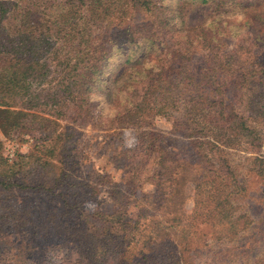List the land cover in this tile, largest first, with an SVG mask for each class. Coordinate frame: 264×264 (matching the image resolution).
Returning <instances> with one entry per match:
<instances>
[{"label":"trees","instance_id":"16d2710c","mask_svg":"<svg viewBox=\"0 0 264 264\" xmlns=\"http://www.w3.org/2000/svg\"><path fill=\"white\" fill-rule=\"evenodd\" d=\"M204 4L211 8L210 16L184 27L186 6ZM95 29L96 41L87 37ZM151 52L154 62L148 58ZM120 56L127 72L108 77L109 62ZM47 62L62 71L53 86L44 83ZM105 83V96L113 104L107 118L100 117L94 97L90 100L91 90ZM0 92L26 96L25 109L59 104L79 121L94 125L100 119L96 123L103 128L132 127L140 145L129 161L138 168L151 157L152 140L144 125L152 124L156 115L166 117L182 128L200 155V175L192 179L200 209L191 218L199 215L201 222L209 218L224 225L223 236L229 239L245 231L247 216L235 213L236 195L244 189L236 170L242 167L230 151L251 153L246 168L254 170L262 143L255 117L264 121V0H0ZM26 114L2 107L0 127H17ZM58 159L45 146L11 163L0 157V241L7 247L0 264H178L172 259L175 240H185L193 225L155 218L143 230L140 217L146 215L140 211L133 221L125 220L126 202L121 199L110 212L83 215L73 208L55 215L58 220L73 217L71 227L62 229L70 243L37 241L27 203L12 204L10 191L52 190L61 177L59 170L57 176L51 172ZM159 159L170 162L159 173L169 179L170 188L195 172L184 165L178 173L172 157ZM260 172L264 178V162ZM170 191L157 183L146 202L154 207L162 206L154 203L157 199L172 202L175 194ZM219 262L231 264L224 258ZM236 264L261 262L253 258Z\"/></svg>","mask_w":264,"mask_h":264},{"label":"rangeland","instance_id":"374dc122","mask_svg":"<svg viewBox=\"0 0 264 264\" xmlns=\"http://www.w3.org/2000/svg\"><path fill=\"white\" fill-rule=\"evenodd\" d=\"M211 13L212 10L207 4L187 5L183 16L184 27L199 24ZM134 18L136 23H139V16ZM98 32L99 29H95L87 37L96 41L95 35ZM53 43H58V40L53 39ZM123 47L125 54L126 47ZM36 53L41 54L38 51ZM154 55L153 52L148 54L152 62L156 58ZM48 63L44 83L53 86L61 78L62 71L59 68L54 70L53 63L49 65ZM109 63L106 68L108 77H116L120 73L127 72L123 56L112 59ZM108 84H102L99 88L91 90L90 94V100L94 97L95 107L103 118L113 113V104L108 103L109 100L107 101L105 96ZM36 89L37 87H30L33 92ZM113 97L117 99L115 95H111L112 99ZM26 99V96L17 93L8 92L2 95L0 92V108L21 109L28 113L17 127L11 129L0 127V157L11 163L20 156L33 152L37 147L45 146L51 148L55 157L59 158L51 172L57 176L59 170L61 177L56 180L52 190L39 188L36 191L30 189L10 191L12 204L18 201L27 203L26 206L31 211L30 231L37 232L35 238L37 241L43 243L56 239L70 243L68 237L64 236L68 232L64 231L63 234L62 229L71 227L74 221L72 216H60L58 220L62 211L75 208L83 212V215L92 214L95 210L110 212L111 209L116 208V203L121 199L122 203L126 202L125 220L133 221L140 211L146 215L140 217L143 230L147 229L146 225L152 223L155 218L177 223V226H182L184 223L193 225L192 234L185 240H182L181 236L175 240L177 248L172 259H177L178 264H184V261L198 264L212 260H215L216 264H221L219 260L223 258L231 264H236L237 261L246 263L247 259L257 258L261 264H264V178L260 172L261 164L264 162V121L260 116L255 117V121L259 124L262 143L256 154L258 161L254 170L246 168L249 164H246L245 158L252 155L251 153L230 151L236 156L234 161L242 167L236 170L237 178L244 181V189L236 195L235 213L247 216L248 223L244 232L236 238L229 239L223 236L224 225L215 224L209 218H207L208 222H201L199 215L194 217L200 209V200L194 193L195 181L193 182L192 179L195 175L196 177L200 175V155L197 147L190 143L191 139L182 134V128L174 127L170 120L161 115L154 116L152 124L144 125V129L149 133V142L152 140L149 150L151 157L138 168L129 161L139 144L137 132L132 127L103 128L97 126L96 122L99 123L100 119L94 120V125L90 121H79L71 116L69 108L61 107L59 104L47 106L36 104L30 109H25L23 107ZM37 99L41 100L40 97ZM178 121L181 123L180 120ZM160 156L172 157L177 164L175 168L181 170L178 173H182L184 165L192 167L195 172H189L187 180L176 182L170 188L166 186L170 183L169 179L163 180L159 174L170 166V162L159 159ZM157 183L161 184L163 189L171 190L170 192L175 194L172 202L162 198L153 201L155 204L162 203L161 207L150 206L146 202L150 193L156 192ZM91 185L95 187L93 195H90ZM113 198L116 199L115 203ZM73 202H75L74 207L68 206ZM55 215L58 217L55 218ZM172 218L175 220L172 221ZM218 231L221 235L214 236L212 232L216 235ZM172 234L173 239L178 238L174 233H170V236ZM215 237H220L218 238L220 240ZM185 241L187 243L183 246ZM6 249L5 243L0 241V254Z\"/></svg>","mask_w":264,"mask_h":264}]
</instances>
